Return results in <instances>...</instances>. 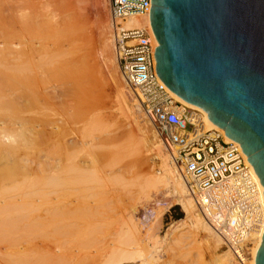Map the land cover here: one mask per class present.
I'll return each mask as SVG.
<instances>
[{
  "label": "bare ground",
  "instance_id": "obj_1",
  "mask_svg": "<svg viewBox=\"0 0 264 264\" xmlns=\"http://www.w3.org/2000/svg\"><path fill=\"white\" fill-rule=\"evenodd\" d=\"M82 1L75 2L81 5ZM49 2L0 0V264H119L136 260L157 264L154 259L158 258L150 257L152 248L146 249L143 240L153 235L160 217L151 233L146 225L143 238L133 217L127 215L125 219L130 222L123 221L121 227L115 228L120 230L125 225L127 230L122 237L118 235L121 239H116L110 253L100 257L102 254L96 252V259L95 253L91 254L92 247L96 250L101 245L93 232L98 234L95 229H100L109 217L101 210L106 203L101 195L106 194L103 192L108 185L127 190L133 182H125L123 168L131 166L138 168L141 175L140 194L144 201L164 191L185 214L193 244L185 252L179 250L181 257L191 258L193 251L197 258L194 264H234L230 251L195 213V205L166 147L149 124L143 123L142 128L136 121V109L141 107L118 74L107 10L98 16L95 31L88 35L83 29L84 12L80 6L71 7L64 0H54L53 5ZM64 16L72 17L71 26ZM142 20L131 18L126 26H138ZM48 24L64 37L46 35L44 28ZM74 39L80 44V58L75 61L80 67L77 75L63 76L57 72L61 68L57 58L66 56L62 47ZM73 59L69 62L73 63ZM173 95L178 102L204 113L205 130L218 129L225 136L224 130L208 120L206 111ZM105 119L114 120L106 126ZM108 135L118 146L115 157L108 161L104 156L105 165L99 168L84 147L97 140L102 142ZM225 141L230 140L225 137ZM150 157L158 163L152 165ZM43 158H47L44 161L48 165ZM249 166L264 208V188ZM88 186L93 187L90 201L82 197L84 191L90 193ZM263 234L264 221L260 233L250 238V259L245 264H255ZM156 244L153 243L154 251L159 250ZM176 245L174 249H180Z\"/></svg>",
  "mask_w": 264,
  "mask_h": 264
},
{
  "label": "water",
  "instance_id": "obj_2",
  "mask_svg": "<svg viewBox=\"0 0 264 264\" xmlns=\"http://www.w3.org/2000/svg\"><path fill=\"white\" fill-rule=\"evenodd\" d=\"M149 23L159 79L241 146L264 188V0H151Z\"/></svg>",
  "mask_w": 264,
  "mask_h": 264
},
{
  "label": "built area",
  "instance_id": "obj_3",
  "mask_svg": "<svg viewBox=\"0 0 264 264\" xmlns=\"http://www.w3.org/2000/svg\"><path fill=\"white\" fill-rule=\"evenodd\" d=\"M115 61L126 86L168 149L197 212L238 264L250 259V238L264 221L262 195L241 146L204 113L178 102L156 73L158 47L149 23L151 0H109ZM131 18H142L127 27Z\"/></svg>",
  "mask_w": 264,
  "mask_h": 264
},
{
  "label": "rangeland",
  "instance_id": "obj_4",
  "mask_svg": "<svg viewBox=\"0 0 264 264\" xmlns=\"http://www.w3.org/2000/svg\"><path fill=\"white\" fill-rule=\"evenodd\" d=\"M41 1H44L46 4H48L49 0L48 1L47 0H41ZM53 1L54 0H50L49 4L53 5V3H54ZM59 1H61V0H59ZM64 1H69L68 5L70 4L69 6H71V7H76V6L79 7L80 6L82 8V10L84 12L83 13L84 19L82 22V23H84L83 29L85 31H87L86 33L88 35L93 33V31H95V26H96L95 24L97 22L96 20H98L100 16L104 15L106 13L105 11L107 10V14L109 17V22H110V26H109L110 29L109 30H110V35H111V39H112V25H111V13H110V8H109V0H83L84 2L81 0L82 1L81 5L80 4L77 5V2H75L76 0L75 1L74 0L73 1L72 0L71 1L70 0H64ZM71 2L73 4L74 3L75 4L73 5ZM49 13L52 14V12H49ZM64 18L67 21H69L68 23L71 26L72 21H73L72 17L71 16L70 17L64 16ZM44 33L48 36L50 34L51 35L53 34L52 36L58 35L61 38L64 37L63 33H61V32L57 33L56 29H54L50 24H48L44 28ZM62 43L64 44V41ZM65 43H66V41H65ZM67 43H66V45L64 44L65 46L62 47L63 51H65L67 53L66 56L61 55L59 58H57V61L61 64V68L58 69L57 72H60L61 75H63V76H65L66 74L69 76L70 75L73 76V75H77L78 69L80 67V63L75 62V61H78L80 58V51H79L80 44H79V41H76L75 39L73 41H71L70 43H68V44ZM112 44H113V42H112ZM70 58H72V59L76 58L77 60L73 59L74 62L70 63L69 62ZM65 59H66V61H65ZM118 74H119V71H118ZM135 118H136V121L140 124V127L142 126V128H143L144 127L143 125L146 122V125L148 126V124H149V127H151V129H153L152 125L149 123L148 119L145 117L143 111L140 108L136 109ZM113 120L114 119H111V120L107 119L106 121H104V124L106 126H108V124H111L113 122ZM134 129H135V131L137 130L135 127H134ZM108 137H109V135L105 136L104 139L102 140V142H99V140H97V142H95L94 144L86 145L84 147L85 151L91 153V155L94 157V160L96 161L95 164L99 168L104 167V165H105V163H103L104 156L108 157V161L112 160L115 157L114 153L117 149L118 143H117V141L111 140ZM164 148H165V146H164ZM167 150L168 149L166 148L165 152L168 153L167 154V156H168L169 151H167ZM42 160L43 161L47 160V158H45V159L43 158ZM119 161H120V163H123V162H121V160H119ZM44 162H47V161H44ZM150 163L152 165H154V164L156 165V163H158V161H156L152 157H150ZM46 164L48 165V162ZM123 170H124L125 182L128 180L133 182V184L130 187H128L127 190L124 189L123 186H120V185H117V186L108 185V190L106 192H103V193H106L107 195L106 194L103 195L102 191L99 193V195L102 194L101 196L103 199H105V202H106L104 204L105 205L104 207H106V208L103 207L101 210L104 211L103 213L108 214L110 218L107 217L105 219L106 221L104 222V224H102L103 226L99 227L100 229H95V231L99 230L98 234H96L97 231L93 232L95 235L99 236V237H95V235H94L96 240L99 239L102 242V243L100 242V244L102 246L101 245L96 246V247H98V249L96 248L97 251L94 250L95 247H94V249L92 247L91 248L92 251L90 250L92 252L91 253L92 256L95 253L94 257L96 259L98 252H99L98 254H102V255H100V257H103V256L105 257V256H107L106 254L110 253L109 249L111 251V249L113 248L112 247L113 243L115 246L116 245L115 244L116 239L117 240L121 239L118 237H120V236L122 237L121 234H123L124 231L127 230L126 229L127 226L125 227V225H124L127 222H130V221H126V219H125V217L127 215H128V218L131 216L133 217L132 218L133 222H134V224H136L135 226H137V228L140 231V234L142 235L143 238H144V234H145V230H146L145 229L146 225L148 226V230H150V233H151L152 226H153L155 220L158 217H160L157 228H155L153 235H151V237H157V238L151 239V237H150L148 239L143 240V242H144L143 246L146 249L149 250L152 248V252L150 250V252H151L150 257L153 259L158 258V259H154V260H158L159 264H165L167 261H170V264H183V263L186 264V261H188L189 259H190L189 264H190V261H192L191 264L196 263V259H197V258L195 259L196 253L193 251H192L193 253L191 252V258L192 259L194 258L193 260L190 257L189 258L188 257H181V251H184V252L187 251L188 249H190L191 245L193 244V242H192V236L193 235L190 232V228L187 225L188 223H186L187 221H186L185 214L182 212L181 207L175 203V200H173L174 198H172V196H170V194H167V192L164 194V191H161L154 196H150L149 197L150 199H148V201L146 199L145 200L146 202H145L144 199L141 197V194H140L141 193L140 192L141 186L139 185V180L141 178V175L138 172V168L131 166L128 168H123ZM92 188L93 187H91V186H90V188H89V186L86 188V190L89 189L90 193L88 191H86V192L84 191V193H86L85 196H83L84 193L82 192L83 193L82 197H86L85 199L83 198V200H86V201H87V199L89 201L91 200L89 198L92 197V195H91L93 193ZM96 191L97 190L94 189V193ZM99 191H100V189H99ZM108 191H109V194H108ZM74 193H75L74 195H76L77 192H74ZM111 193L113 195H111ZM78 195L80 196V194L77 193L76 196L78 197ZM97 195H98V192H97ZM76 196H72V199H73V197L77 199ZM110 198H112V199H110ZM132 210H133V212H132ZM196 212L197 211L195 208V213ZM129 213H130V215H129ZM121 214H122L123 219H122V217H120ZM123 215H125V216H123ZM198 215L201 217V215L199 213H198ZM119 217L122 220L121 222H120V219H118ZM116 219H117V221H116ZM107 221H109V222H107ZM123 221L126 222L123 224L124 228L122 226V228H120V230H119V227H117L118 229L115 230L116 226L120 225V227H121ZM118 222H120V224H117ZM133 222L131 224H133ZM129 225H130V223H129ZM121 229H123V230L121 231ZM150 233H148V234L150 235ZM119 234H120V236H118ZM149 235L147 237H149ZM36 238H38V237H36ZM112 239L115 241H113ZM153 243H158V245L156 244V247L159 250L154 251ZM175 245L178 246V248H180V249L175 250V249H177V247H175ZM220 246L223 249H225L222 246V244H220ZM179 250H181V251H179ZM156 251H157V253H156ZM170 251L175 253V255L173 253H171ZM176 251L177 252L179 251V253L177 254ZM169 253H171V255ZM172 256H173V258H170ZM174 257L176 258V260L174 259ZM184 258H186V259H184ZM102 259L104 260V258H102ZM167 259H170V260H167ZM173 259H174V261H173ZM136 261L135 262H128V263H119V264H141L139 261H137V262ZM180 261H182V262H180ZM74 262H75V260H74ZM158 262H157V264H158ZM233 263L237 264L235 260Z\"/></svg>",
  "mask_w": 264,
  "mask_h": 264
}]
</instances>
